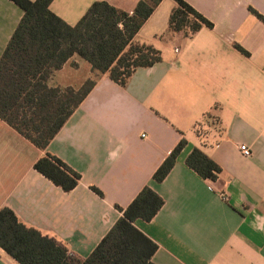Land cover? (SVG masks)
<instances>
[{
  "label": "crops",
  "instance_id": "1",
  "mask_svg": "<svg viewBox=\"0 0 264 264\" xmlns=\"http://www.w3.org/2000/svg\"><path fill=\"white\" fill-rule=\"evenodd\" d=\"M95 1L53 0L50 8L74 25ZM106 1L132 13L140 0ZM185 1L213 26L193 36L169 31L176 2L162 0L135 36L161 60L138 68L126 86L78 55L54 72L50 86L96 84L46 149L0 118V208L82 259L122 216L117 206L150 186L164 205L135 225L157 243L154 263L264 264V20L251 11L264 16V0ZM23 15L0 0V58ZM207 117L220 128H208ZM182 140L175 166L156 182L154 172ZM242 144L252 155L242 154ZM196 147L220 165L216 180L187 166ZM47 153L80 173L74 189L35 169ZM0 264L18 262L0 247Z\"/></svg>",
  "mask_w": 264,
  "mask_h": 264
},
{
  "label": "trees",
  "instance_id": "2",
  "mask_svg": "<svg viewBox=\"0 0 264 264\" xmlns=\"http://www.w3.org/2000/svg\"><path fill=\"white\" fill-rule=\"evenodd\" d=\"M24 12L0 58V118L44 150L96 84L87 79L79 88L50 86L48 81L74 55L85 59L98 74H108L126 86L140 67L161 60L152 45L135 40L136 34L162 0H140L132 13L106 0L91 4L80 20L71 25L54 13L53 0H12ZM169 31L187 30L193 36L203 25L213 23L185 0H175ZM251 11L264 20L255 9ZM185 140L171 151L153 174L163 181L176 164ZM187 166L202 178L216 180L221 167L203 150L194 148ZM36 170L65 191L81 178L59 157L47 153L34 164ZM92 189L103 195L95 186ZM164 199L145 186L122 216L84 259L70 253L64 244L25 224L9 206L0 208V247L18 264H156L158 245L136 225L137 219L152 220Z\"/></svg>",
  "mask_w": 264,
  "mask_h": 264
},
{
  "label": "built area",
  "instance_id": "3",
  "mask_svg": "<svg viewBox=\"0 0 264 264\" xmlns=\"http://www.w3.org/2000/svg\"><path fill=\"white\" fill-rule=\"evenodd\" d=\"M208 128H213V129H219L220 127V125H219V123H218V120L217 119H215V118H213V117H207L206 118V121H205V123H204ZM239 148H240V151L242 152V154L243 155H245V156H250V155H252V149L248 146V145H246V144H242V145H240L239 146ZM224 199H228V196L225 194V195H223L222 196Z\"/></svg>",
  "mask_w": 264,
  "mask_h": 264
},
{
  "label": "rangeland",
  "instance_id": "4",
  "mask_svg": "<svg viewBox=\"0 0 264 264\" xmlns=\"http://www.w3.org/2000/svg\"><path fill=\"white\" fill-rule=\"evenodd\" d=\"M81 75L83 74V72L80 73Z\"/></svg>",
  "mask_w": 264,
  "mask_h": 264
}]
</instances>
